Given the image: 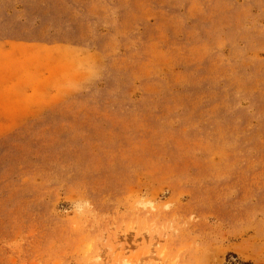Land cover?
<instances>
[{
  "label": "rangeland",
  "instance_id": "rangeland-1",
  "mask_svg": "<svg viewBox=\"0 0 264 264\" xmlns=\"http://www.w3.org/2000/svg\"><path fill=\"white\" fill-rule=\"evenodd\" d=\"M97 253L264 264V0H0V264Z\"/></svg>",
  "mask_w": 264,
  "mask_h": 264
},
{
  "label": "clouds",
  "instance_id": "clouds-1",
  "mask_svg": "<svg viewBox=\"0 0 264 264\" xmlns=\"http://www.w3.org/2000/svg\"><path fill=\"white\" fill-rule=\"evenodd\" d=\"M71 204V212L77 216H85L90 213L93 209L92 202L86 198H77L69 201ZM174 204L169 202L164 205L165 210L173 207ZM135 208L142 211H155L156 210V202L149 199L146 196H141L135 201ZM100 241L93 242L88 246V252L93 250L94 244L99 243ZM101 256L97 253L91 260H89L88 264H101Z\"/></svg>",
  "mask_w": 264,
  "mask_h": 264
}]
</instances>
